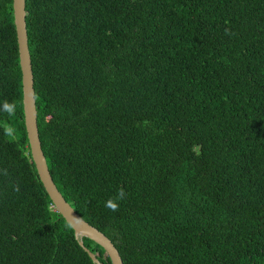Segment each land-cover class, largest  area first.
I'll list each match as a JSON object with an SVG mask.
<instances>
[{"label":"trees","instance_id":"trees-1","mask_svg":"<svg viewBox=\"0 0 264 264\" xmlns=\"http://www.w3.org/2000/svg\"><path fill=\"white\" fill-rule=\"evenodd\" d=\"M26 24L53 181L123 263L264 264V0H26ZM5 100L0 264H94L32 160L13 0Z\"/></svg>","mask_w":264,"mask_h":264},{"label":"water","instance_id":"water-1","mask_svg":"<svg viewBox=\"0 0 264 264\" xmlns=\"http://www.w3.org/2000/svg\"><path fill=\"white\" fill-rule=\"evenodd\" d=\"M14 24L17 33L20 68L22 72V92L24 120L32 160L39 179L43 184L56 211L74 230L80 246L89 255L94 264H101L95 254L89 251L82 241L87 238L108 254L112 264H124L119 251L112 241L95 227L82 219L59 192L49 171L40 141L38 114L35 99L34 76L26 24V0H13Z\"/></svg>","mask_w":264,"mask_h":264},{"label":"clouds","instance_id":"clouds-1","mask_svg":"<svg viewBox=\"0 0 264 264\" xmlns=\"http://www.w3.org/2000/svg\"><path fill=\"white\" fill-rule=\"evenodd\" d=\"M226 34L228 33V29L225 30ZM0 111L7 112L10 116L13 115L16 111L15 102H9L5 100L2 104H0ZM4 175H7V170H0ZM16 190L19 191V187H16ZM127 196V193L123 187H121L117 194L114 197H110L107 201L104 202V207L109 209L112 212H116L119 210L120 201H123Z\"/></svg>","mask_w":264,"mask_h":264}]
</instances>
